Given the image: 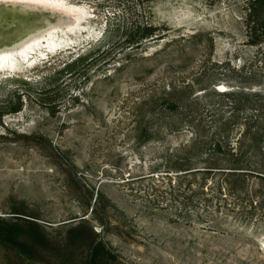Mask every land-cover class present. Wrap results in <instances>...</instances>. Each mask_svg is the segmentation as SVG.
<instances>
[{
  "label": "rangeland",
  "instance_id": "obj_1",
  "mask_svg": "<svg viewBox=\"0 0 264 264\" xmlns=\"http://www.w3.org/2000/svg\"><path fill=\"white\" fill-rule=\"evenodd\" d=\"M43 2L75 8L84 17L78 22ZM245 5V0H0V17L30 23L18 37L0 32V47L28 34H45L43 40L52 34L49 46L56 48L40 46L26 59L14 52V68L0 69V264H44L3 237L17 238L27 221L41 227L44 238L61 240L79 219L115 255L108 264H264V189L253 196L258 206L244 219L228 210L218 224L202 225L178 216L179 203L152 189L155 177L133 180L149 172L152 162L182 154L194 137L180 129L178 111L196 110L211 136L218 114L230 111L218 91L264 89V43H247ZM146 21L161 37L130 48L127 34ZM76 23L74 32L66 31ZM52 24L59 28L49 33ZM195 32L206 38L191 40ZM102 44L107 52L54 80L65 63ZM186 84L194 88L186 87L175 110L166 92ZM191 93H198L197 104H190ZM18 105V111H9ZM246 109L241 117L257 115L256 106ZM257 118L253 127L264 134V114ZM259 146L264 152V135ZM252 155L250 162L257 160ZM194 160L197 166L203 162ZM44 260L58 264V258Z\"/></svg>",
  "mask_w": 264,
  "mask_h": 264
},
{
  "label": "trees",
  "instance_id": "obj_2",
  "mask_svg": "<svg viewBox=\"0 0 264 264\" xmlns=\"http://www.w3.org/2000/svg\"><path fill=\"white\" fill-rule=\"evenodd\" d=\"M245 4L246 41L250 45L262 44L264 0H245ZM132 27L125 38L130 48L139 46L148 38L161 37L157 26L152 22H140ZM190 38L200 43L206 37L202 32H195ZM106 45L102 44L78 54L55 72L54 80H58L63 74L78 71L98 54L107 52ZM22 82L27 83L23 80ZM186 85L182 88L173 87L171 91L166 92L169 105L175 110L179 107L184 92H187L186 87L194 88L190 84ZM198 90H206V87ZM218 92L230 111L226 113L223 110L218 114V121L211 136L206 134L207 129L200 116L197 118L196 110L178 111L177 114L182 116L175 115V118L180 121V129L188 131L190 136L194 137L190 143L189 141L185 143L182 154L164 162L161 160L152 162L154 164H151L149 172L133 179L155 177L156 182L153 183L152 189L168 193L173 204L179 203L178 216L184 214L187 221L202 225L218 224L217 222H221L220 219L227 218L228 210L235 211L236 215H243L244 219L247 216L246 212L253 213L258 206L253 196L256 193L261 194L264 189V172L261 170L264 152L259 146L264 134L258 127H253L258 120L257 117L264 114V89L248 90L236 87ZM197 95L198 93L189 95L190 104L198 103ZM251 98L255 99L251 102L249 101ZM247 104L257 107V115L249 111V114L241 117V113L247 111ZM19 107L15 106L9 111H18ZM240 120L243 121L241 124ZM182 121L187 123L184 128H181ZM173 125L177 128V124ZM142 131L148 132V127ZM206 144H209L207 149L209 151H206ZM250 154H254L252 157L257 160L250 162L248 158ZM196 158L203 160L201 165L197 166L194 163ZM161 167L164 170H159ZM159 183H163L161 188ZM213 196L215 209H212ZM261 202L263 200L259 204ZM27 224L25 232L18 234L17 238L3 237L27 257L44 264H52L45 261L44 257L58 258V264H108V259H115V255L106 248L98 234L83 219L68 225L61 240L44 238L41 227L33 221H27ZM0 241L3 243L1 235Z\"/></svg>",
  "mask_w": 264,
  "mask_h": 264
},
{
  "label": "bare ground",
  "instance_id": "obj_3",
  "mask_svg": "<svg viewBox=\"0 0 264 264\" xmlns=\"http://www.w3.org/2000/svg\"><path fill=\"white\" fill-rule=\"evenodd\" d=\"M13 1L14 2H17V1H20V2L21 1L22 2L23 1H30L31 2L33 0H13ZM43 4L48 5V6H46L47 8L52 7L51 9H53V10L57 9L55 11L60 10L58 12H66V13L72 15L74 18L77 19L78 22H80L83 19V17H84L83 12L82 13H81V11L78 12L79 10H75V8H68V9L66 8L65 9L64 6H58L56 3L51 4L49 2H43ZM61 9H64V10H61ZM77 12H78V14H77ZM0 19H4V17H0ZM4 22H8V20L7 21L6 20H1L0 21V32L1 33L3 32L1 30H4L5 32L6 31L10 32L11 29L8 27V26H10L9 23H8V25L6 27H4V25H3ZM19 24L22 25L21 28L24 27V30H22V33H23V31L27 32L30 29V27H27V25L25 24L24 19H22L19 22ZM77 25H78V23H76L74 26L70 25L66 29V31H69L71 33L74 32L76 30V28H77L76 27ZM57 26H58V24L57 25L56 24L55 25L52 24L46 29V31L49 32V33H53V30L55 31L56 29L59 28ZM19 34H21V32L18 33V34H13L11 36L18 37ZM51 35L52 34H49V38L45 37L46 39L43 40V37L45 36V34H44V36L43 35L28 34V35H26V37H24V39H22L20 41H16V42L12 41L8 47H0V69H4L5 67L7 69H13L14 68V65H15L14 61L15 60H14V57L11 56L14 52L17 53L18 55H21L24 59H26V57L30 56L31 54L35 53L34 50L39 49L40 46L41 47H47L48 52H52L53 49H56V48L53 45L51 47L49 46L50 42L52 44V41H50ZM42 55H43V53H42ZM224 90H226V89H224Z\"/></svg>",
  "mask_w": 264,
  "mask_h": 264
},
{
  "label": "water",
  "instance_id": "obj_4",
  "mask_svg": "<svg viewBox=\"0 0 264 264\" xmlns=\"http://www.w3.org/2000/svg\"><path fill=\"white\" fill-rule=\"evenodd\" d=\"M22 19L23 18H21V17H16V18H6V17H4V19H0V21L1 20H6V21L8 20V22H4L3 25H4V27H6L8 25V23H9L10 26H8V27L11 29V31L10 32L6 31V32L9 33V35L11 36L13 34H18L20 32L22 33V30H24V27L21 28L22 25L19 24V22ZM24 21H25V24L27 25V27H30V23H28L25 19H24ZM3 32H5V31L3 30Z\"/></svg>",
  "mask_w": 264,
  "mask_h": 264
}]
</instances>
